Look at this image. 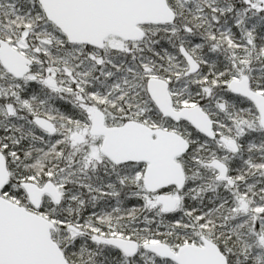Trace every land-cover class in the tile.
Masks as SVG:
<instances>
[{
	"label": "snow or ice",
	"instance_id": "6c2138e0",
	"mask_svg": "<svg viewBox=\"0 0 264 264\" xmlns=\"http://www.w3.org/2000/svg\"><path fill=\"white\" fill-rule=\"evenodd\" d=\"M0 264H264V0H0Z\"/></svg>",
	"mask_w": 264,
	"mask_h": 264
}]
</instances>
